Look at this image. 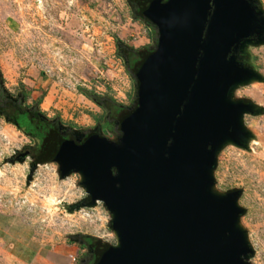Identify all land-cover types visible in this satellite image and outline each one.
<instances>
[{"label": "rangeland", "instance_id": "374dc122", "mask_svg": "<svg viewBox=\"0 0 264 264\" xmlns=\"http://www.w3.org/2000/svg\"><path fill=\"white\" fill-rule=\"evenodd\" d=\"M255 2L264 13V0ZM158 41L131 0H0V109L13 101L62 130L119 143L104 103L137 106L125 52ZM237 60L257 78L234 86L229 100L255 112L243 117L245 146L217 152L213 191L239 193L238 225L253 250L246 260L264 264V42L244 44ZM37 146L0 110V264H84L92 255L85 238L116 246L113 213L92 201L83 175H65L56 160L35 163L28 152Z\"/></svg>", "mask_w": 264, "mask_h": 264}, {"label": "water", "instance_id": "95a60500", "mask_svg": "<svg viewBox=\"0 0 264 264\" xmlns=\"http://www.w3.org/2000/svg\"><path fill=\"white\" fill-rule=\"evenodd\" d=\"M149 16L158 46L136 75L120 142L78 138L68 163L56 160L113 213L118 244L96 264H248L239 193H214L213 169L225 144L249 138L253 105L229 94L257 78L237 54L260 43L264 13L255 0H155Z\"/></svg>", "mask_w": 264, "mask_h": 264}, {"label": "trees", "instance_id": "16d2710c", "mask_svg": "<svg viewBox=\"0 0 264 264\" xmlns=\"http://www.w3.org/2000/svg\"><path fill=\"white\" fill-rule=\"evenodd\" d=\"M131 2L136 6V13L138 17L155 26L149 16V14H151V10L153 9L155 0H131ZM154 52L155 50H147L142 54L131 51L125 52V58L128 62L129 71L136 77L144 61ZM104 105L109 111V118L118 123L120 130L124 120L135 109L120 106L113 101H106ZM0 110L9 118L10 121H12L19 128L23 129L38 142V146L30 150V156L35 163H43L52 160L61 161L63 164L68 163V152L65 150L77 146L78 143L71 136L64 137L56 123L46 121L34 111L26 112L22 110L20 106L13 101H6L5 107ZM94 136L100 135L97 132L91 133L86 140ZM86 241L94 252L95 257L93 264H96L102 253L110 245L103 244L101 241L93 238H88Z\"/></svg>", "mask_w": 264, "mask_h": 264}, {"label": "flooded vegetation", "instance_id": "af4514ba", "mask_svg": "<svg viewBox=\"0 0 264 264\" xmlns=\"http://www.w3.org/2000/svg\"><path fill=\"white\" fill-rule=\"evenodd\" d=\"M263 18H264V16H263ZM260 33H257V34H255L254 36H253V41H258V40H260V42H264V30H260L259 31ZM41 117V116H40ZM42 118V117H41ZM47 121V120H46ZM53 123H56L58 126H59V123H57V122H53ZM59 128H60V126H59ZM63 129V128H62ZM61 128H60V132H61V134L64 136V137H73L76 141L78 140V138H80L81 139V142L80 143H83L85 140H86V138L91 134V133H95V132H91V131H89L88 133H85L84 132V136H81L80 137V134L79 133H75V131H74V128H67L66 130H62ZM64 131V132H63ZM98 133V132H97ZM99 134V133H98ZM78 142V141H77ZM28 156H30V151L28 152ZM86 239H88V238H85L84 240H83V242H84V245L85 246H87V247H89V248H91L90 246H89V244L87 243V241H86ZM94 252H93V250H92V255L90 256V258L87 260V261H85L84 262V264H93V262H94Z\"/></svg>", "mask_w": 264, "mask_h": 264}, {"label": "crops", "instance_id": "0c3cea01", "mask_svg": "<svg viewBox=\"0 0 264 264\" xmlns=\"http://www.w3.org/2000/svg\"><path fill=\"white\" fill-rule=\"evenodd\" d=\"M75 133H78L76 129H74Z\"/></svg>", "mask_w": 264, "mask_h": 264}]
</instances>
